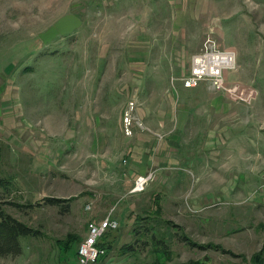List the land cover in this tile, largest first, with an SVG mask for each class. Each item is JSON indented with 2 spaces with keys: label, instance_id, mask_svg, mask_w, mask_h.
<instances>
[{
  "label": "rangeland",
  "instance_id": "374dc122",
  "mask_svg": "<svg viewBox=\"0 0 264 264\" xmlns=\"http://www.w3.org/2000/svg\"><path fill=\"white\" fill-rule=\"evenodd\" d=\"M72 13L81 28L45 46L38 34ZM209 37L238 55L222 87L205 82L236 113L235 140L214 151L182 141L204 179L182 160L178 179L163 173L133 194L132 162L150 153H133L131 140L167 134L143 123L125 136L120 108L134 89H116L143 77L180 92L176 79ZM167 100L177 106L162 97V109ZM0 178L6 212L37 232L0 264H78L88 223L106 217L119 227L96 264H252L264 249V0H0Z\"/></svg>",
  "mask_w": 264,
  "mask_h": 264
},
{
  "label": "crops",
  "instance_id": "0c3cea01",
  "mask_svg": "<svg viewBox=\"0 0 264 264\" xmlns=\"http://www.w3.org/2000/svg\"><path fill=\"white\" fill-rule=\"evenodd\" d=\"M151 81L138 77L133 80H125L120 85L122 87L116 89L117 93L122 92L123 94L125 92L127 95L130 94L132 88L134 89L132 92L134 96L128 97L130 99L124 107L123 105L121 106L120 113H123L131 100H135V113L147 126L149 132L159 129L162 132L164 130L165 134H167L164 137L165 142L158 141L155 143L154 139L147 137L144 132L140 133L137 131L135 133V138L131 140L133 153L135 150L142 152L141 150L146 149L150 154L144 155L140 163L137 161L132 162L130 176L135 180L139 175L154 172L155 178L165 173L167 180L178 179L175 169L182 160L188 159L187 162L195 166L198 173L197 177L200 180L201 175H204L205 172L199 170L200 163H196V160H194L196 155L193 154L194 156H188L187 158L184 156L185 151L183 153L178 152L181 142H186L187 145L185 147H188L191 151H199L205 148L209 151H214L216 144L220 147L223 143H227V140L229 142L235 140L232 134L237 129L234 132L231 131L232 126L227 120L230 115L234 117L236 113H226V109L229 106L225 100V93L212 91L205 82L201 83L200 89H198L199 87L194 88L198 90L196 92L191 91L194 89H185L181 84L179 92L173 85L170 90H168V87L159 90L157 87H159L160 83L158 84L157 81L152 83ZM162 85L160 84V86ZM236 89L237 91L232 92L237 93L242 100L250 96L243 88L237 86ZM169 96L171 100L173 97L176 99L177 106L174 108L172 106L167 107L170 104L167 100L166 106L162 101L165 107L162 109L159 99L163 97L166 101ZM210 107L213 113H201V111L206 112ZM206 129L208 132L204 131ZM185 135L187 136L185 137ZM219 147L216 148L219 149ZM189 154L191 155V152ZM212 156L211 159L213 158ZM219 175H221L220 172H214L212 178L220 180L221 176ZM203 179L201 177V180Z\"/></svg>",
  "mask_w": 264,
  "mask_h": 264
},
{
  "label": "built area",
  "instance_id": "2783aa9c",
  "mask_svg": "<svg viewBox=\"0 0 264 264\" xmlns=\"http://www.w3.org/2000/svg\"><path fill=\"white\" fill-rule=\"evenodd\" d=\"M237 54L232 49H220L215 39L209 37L203 43L200 53L192 56L188 73L177 78L185 89H194L203 82L210 83L215 89L225 84V74L236 69ZM175 81V80H173ZM136 101L131 100L122 114V128L125 136L133 135L136 126L145 130L143 122L136 116ZM154 173L139 175L135 179L131 193L139 194L153 181ZM119 223L106 217L101 221L92 220L88 223L87 234L77 248L78 264H96L108 253L106 248L100 247L102 238L112 230H116Z\"/></svg>",
  "mask_w": 264,
  "mask_h": 264
},
{
  "label": "trees",
  "instance_id": "16d2710c",
  "mask_svg": "<svg viewBox=\"0 0 264 264\" xmlns=\"http://www.w3.org/2000/svg\"><path fill=\"white\" fill-rule=\"evenodd\" d=\"M9 183L4 179L0 178V258L17 257L22 253L21 239L31 236H36L37 232L27 226L25 223L17 220L10 214H8L4 208L7 204L1 188H9ZM7 191V190H6ZM5 191V192H6ZM44 201L48 204L61 205L64 203V199L47 198ZM159 202H157L158 204ZM108 233L102 238L100 247L106 248L107 250L112 249V243L107 241ZM195 244V243H193ZM197 246V245H196ZM199 247L201 245H198ZM201 248H214L220 250L219 245H208L201 246ZM69 250V245L66 246ZM124 249V248H123ZM132 249H125V252H129ZM165 251V250H164ZM162 253H166V252ZM225 251V250H224ZM232 254L230 251H226ZM252 264H264V249L252 257ZM192 264H205L204 262H195Z\"/></svg>",
  "mask_w": 264,
  "mask_h": 264
},
{
  "label": "water",
  "instance_id": "95a60500",
  "mask_svg": "<svg viewBox=\"0 0 264 264\" xmlns=\"http://www.w3.org/2000/svg\"><path fill=\"white\" fill-rule=\"evenodd\" d=\"M83 25V19L78 14H68L61 17L48 30L38 34V38L45 46L50 45L57 38L71 35Z\"/></svg>",
  "mask_w": 264,
  "mask_h": 264
}]
</instances>
